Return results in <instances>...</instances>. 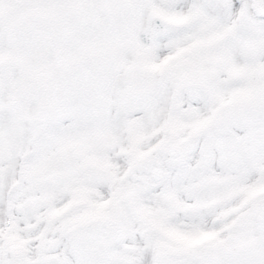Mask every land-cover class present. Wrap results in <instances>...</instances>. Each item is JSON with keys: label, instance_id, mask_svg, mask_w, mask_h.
Wrapping results in <instances>:
<instances>
[{"label": "snow or ice", "instance_id": "obj_1", "mask_svg": "<svg viewBox=\"0 0 264 264\" xmlns=\"http://www.w3.org/2000/svg\"><path fill=\"white\" fill-rule=\"evenodd\" d=\"M0 264H264V0H0Z\"/></svg>", "mask_w": 264, "mask_h": 264}]
</instances>
